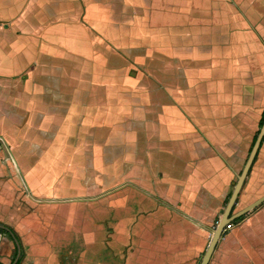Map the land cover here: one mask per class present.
Listing matches in <instances>:
<instances>
[{
	"label": "crops",
	"instance_id": "0c3cea01",
	"mask_svg": "<svg viewBox=\"0 0 264 264\" xmlns=\"http://www.w3.org/2000/svg\"><path fill=\"white\" fill-rule=\"evenodd\" d=\"M262 31L264 0H0L19 264H108L112 238L123 264H198L264 110ZM244 184L245 205L264 194V137ZM16 252L0 232V264ZM208 264H264V201Z\"/></svg>",
	"mask_w": 264,
	"mask_h": 264
},
{
	"label": "water",
	"instance_id": "95a60500",
	"mask_svg": "<svg viewBox=\"0 0 264 264\" xmlns=\"http://www.w3.org/2000/svg\"><path fill=\"white\" fill-rule=\"evenodd\" d=\"M264 137V118L263 121L260 125V127L258 128V131L255 135V138L252 142V145L247 153L246 159L244 161V164L240 170V172L236 175V182L231 190V193L228 197V200L224 206V208L222 209L221 215L215 225V227L212 230V234L210 236V239L206 245V248L204 250V253L199 261L198 264H208L210 257L216 247V244L224 230V226L231 222L233 219L237 218L240 215L245 214L246 212H248L249 210L253 209L255 206H257L258 204H260L261 202L264 201V194L260 195L259 197H257L256 199H254L253 201L249 202L248 204H246L245 206L239 208L238 210L234 211V206L235 203L237 201V197L239 195V192L244 184L245 178L255 160V156L257 154L258 148L263 140ZM0 227L5 228V230H7V232L12 236L15 245H16V256L14 258V260L12 261V264L15 263V261L17 260L18 256L20 255V244L17 240V238L14 236V234L10 231V229L3 225L0 224Z\"/></svg>",
	"mask_w": 264,
	"mask_h": 264
},
{
	"label": "rangeland",
	"instance_id": "374dc122",
	"mask_svg": "<svg viewBox=\"0 0 264 264\" xmlns=\"http://www.w3.org/2000/svg\"><path fill=\"white\" fill-rule=\"evenodd\" d=\"M263 33H264V31H262ZM260 125H261V123L259 124L258 123V126H257V130H258V128L260 127ZM256 133H257V131H256ZM256 133H255V135H256ZM254 138L255 137H253L252 138V140H250L249 141V143H247V145H248V147H251V145H252V142H253V140H254ZM246 145V144H245ZM250 145V146H249ZM249 151V150H248ZM248 151H247V153H248ZM243 163H244V161H242V165H243ZM242 165H241V167H242ZM240 172V169H239V171H238V173ZM237 173V174H238ZM235 182H236V176H235V178H234V183H233V185H232V187L234 186V184H235ZM245 184H243V186H242V188H241V190H240V192H239V195H238V197H237V201H236V203H235V206H234V211L235 210H238L239 208H241V206H243V205H245V202H244V199H243V197H244V195L246 196L247 195V188H246V186H244ZM251 191H249L248 193H250ZM253 192V191H252ZM250 194H252V193H250ZM226 203V202H225ZM225 205V204H224ZM216 225V223H214L213 225H212V230H213V228H214V226ZM126 233H129V224L126 226ZM211 233H212V231H211ZM129 242H130V240L129 239H127V241L126 242H121V241H119L118 239H111L110 240V243H106L105 245L106 246H104L103 247V251H110V250H112V249H115V248H120V250L122 251V253H118V254H116V256H115V258H111V257H109L110 259H114V261H112V260H108L107 259V257L106 258H104V262L105 263H107L108 262V264H113V263H115V264H123L124 263V260L125 259H127L128 258V256H126L127 255V253H126V251L128 250V248H129ZM201 257L202 256H200V258L198 259V261H197V263H199V261H200V259H201ZM89 259L91 260L92 258L89 256ZM92 261V260H91Z\"/></svg>",
	"mask_w": 264,
	"mask_h": 264
},
{
	"label": "trees",
	"instance_id": "16d2710c",
	"mask_svg": "<svg viewBox=\"0 0 264 264\" xmlns=\"http://www.w3.org/2000/svg\"><path fill=\"white\" fill-rule=\"evenodd\" d=\"M263 118H264V110L262 111L261 118H260V120H259V122H258L259 124L262 123ZM254 137H255V136H254ZM243 216H244V214L238 216L237 218L233 219V220L231 221V223L234 224V223H238V222H240L241 219L243 218ZM5 226H7V225H5ZM7 227H8V228L10 229V231L14 234V236H15L16 238H18V236H17L16 233L14 232L13 228L10 227V226H7ZM224 231H225V230H223V232H224ZM0 232L7 233V230H5V228L0 227ZM223 232H222V233H223ZM20 259H21V257H18L14 264H19Z\"/></svg>",
	"mask_w": 264,
	"mask_h": 264
},
{
	"label": "built area",
	"instance_id": "2783aa9c",
	"mask_svg": "<svg viewBox=\"0 0 264 264\" xmlns=\"http://www.w3.org/2000/svg\"><path fill=\"white\" fill-rule=\"evenodd\" d=\"M231 226H232V223H231V222L227 223V224L224 226V230H225V229H229Z\"/></svg>",
	"mask_w": 264,
	"mask_h": 264
}]
</instances>
